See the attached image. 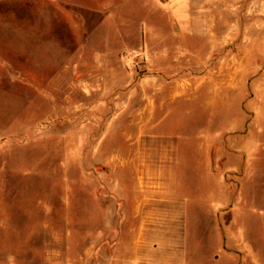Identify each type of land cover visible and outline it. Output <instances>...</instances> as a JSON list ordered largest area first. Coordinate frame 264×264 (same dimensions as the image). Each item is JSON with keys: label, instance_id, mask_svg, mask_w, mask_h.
I'll list each match as a JSON object with an SVG mask.
<instances>
[{"label": "rangeland", "instance_id": "374dc122", "mask_svg": "<svg viewBox=\"0 0 264 264\" xmlns=\"http://www.w3.org/2000/svg\"><path fill=\"white\" fill-rule=\"evenodd\" d=\"M191 1L0 0V264H114L143 195L185 264H264V168L244 175L238 104L208 118L205 87L264 63V0Z\"/></svg>", "mask_w": 264, "mask_h": 264}, {"label": "crops", "instance_id": "0c3cea01", "mask_svg": "<svg viewBox=\"0 0 264 264\" xmlns=\"http://www.w3.org/2000/svg\"><path fill=\"white\" fill-rule=\"evenodd\" d=\"M248 1L259 3L258 0ZM245 2L247 0H244ZM186 6L190 8L189 10L198 7L191 0ZM188 13H185L184 17L192 22V12L190 11L189 16ZM254 22L264 23V20L258 17ZM255 56V62L250 64L208 66L205 76L207 112L208 115L210 114L208 118L214 119L215 114L218 112L215 109V104H224V110L227 104L231 102V97H234V102L238 104L236 113H229V111L227 115L224 113L227 122L223 125V132H225L223 134L229 135L230 140L233 141L232 150L235 156L240 159L239 167L245 169L244 175L251 174V169L264 168V63L261 59L263 50H260ZM257 57L260 59L257 60ZM151 61L150 66L154 71L169 70L161 67L162 64L155 63V60ZM61 67L63 72L68 73L79 72L84 69L89 72H100L104 68L102 64L88 66L82 65V63L74 64L71 59L69 62L62 64ZM68 81L70 82L68 86H76L80 82L75 79H69ZM94 81L96 80L91 82ZM228 91L230 97L227 99L225 94ZM220 98L222 101H218ZM236 132L239 133L237 138L234 137ZM223 166L228 169L237 168L231 163H225ZM150 196L143 195L145 211L143 212L142 222L139 224L133 223L125 230L122 227L120 228L121 233L126 232V242H124L125 240L119 242L122 251L119 252L120 247H118L117 259L114 264L186 263L180 251L181 246H178V244L173 245L174 243L170 241L171 238H168L167 232L170 230L163 223V220L151 218L156 215L155 212L157 211L150 208ZM139 214L140 208L137 209L136 215ZM157 214L164 217L165 211L158 210ZM120 238H124V236L121 235Z\"/></svg>", "mask_w": 264, "mask_h": 264}]
</instances>
